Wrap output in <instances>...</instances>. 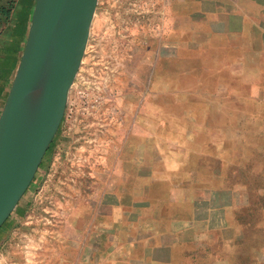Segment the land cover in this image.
Instances as JSON below:
<instances>
[{
	"label": "crops",
	"instance_id": "obj_1",
	"mask_svg": "<svg viewBox=\"0 0 264 264\" xmlns=\"http://www.w3.org/2000/svg\"><path fill=\"white\" fill-rule=\"evenodd\" d=\"M34 1L15 4L0 44V111ZM156 1V31L140 48L149 80L122 111L107 182L50 205L19 201L2 224L0 264H17L20 244L23 264H264L248 171L264 155V0Z\"/></svg>",
	"mask_w": 264,
	"mask_h": 264
},
{
	"label": "rangeland",
	"instance_id": "obj_2",
	"mask_svg": "<svg viewBox=\"0 0 264 264\" xmlns=\"http://www.w3.org/2000/svg\"><path fill=\"white\" fill-rule=\"evenodd\" d=\"M16 4V11L21 10L24 0ZM156 7V0L97 1L61 124L19 200L22 204L50 205L57 194L67 199L75 193L85 196L107 182L105 170L123 147L117 138L122 111L133 107L135 93L149 80L150 53L140 48L150 44L156 31ZM12 15L0 16V44L12 36ZM261 159L262 165L248 171L257 172L252 178L256 190L252 204L264 208V155ZM17 248V264H23L27 249L22 244Z\"/></svg>",
	"mask_w": 264,
	"mask_h": 264
},
{
	"label": "water",
	"instance_id": "obj_3",
	"mask_svg": "<svg viewBox=\"0 0 264 264\" xmlns=\"http://www.w3.org/2000/svg\"><path fill=\"white\" fill-rule=\"evenodd\" d=\"M98 0H35L24 46L0 111V227L30 185L56 134L80 67ZM59 51L27 134L15 122L49 52Z\"/></svg>",
	"mask_w": 264,
	"mask_h": 264
},
{
	"label": "bare ground",
	"instance_id": "obj_4",
	"mask_svg": "<svg viewBox=\"0 0 264 264\" xmlns=\"http://www.w3.org/2000/svg\"><path fill=\"white\" fill-rule=\"evenodd\" d=\"M60 40H58L49 52L43 66L37 75L32 88L23 105L21 113L16 117L15 122L22 134H27L41 108L45 90L59 51Z\"/></svg>",
	"mask_w": 264,
	"mask_h": 264
},
{
	"label": "trees",
	"instance_id": "obj_5",
	"mask_svg": "<svg viewBox=\"0 0 264 264\" xmlns=\"http://www.w3.org/2000/svg\"><path fill=\"white\" fill-rule=\"evenodd\" d=\"M18 0H15L13 6L11 7L12 0H0V16L5 18L10 17V13L13 12L15 4ZM12 34V31H11ZM23 49V48H22Z\"/></svg>",
	"mask_w": 264,
	"mask_h": 264
}]
</instances>
